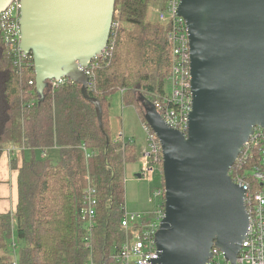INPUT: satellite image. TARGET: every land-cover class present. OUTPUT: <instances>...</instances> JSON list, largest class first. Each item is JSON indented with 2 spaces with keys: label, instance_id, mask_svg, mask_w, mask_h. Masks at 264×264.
I'll return each mask as SVG.
<instances>
[{
  "label": "water",
  "instance_id": "1",
  "mask_svg": "<svg viewBox=\"0 0 264 264\" xmlns=\"http://www.w3.org/2000/svg\"><path fill=\"white\" fill-rule=\"evenodd\" d=\"M11 1L0 0V14ZM114 2L21 0L19 48L32 56L40 95L47 80L63 77L85 95L81 68L105 49ZM177 14L189 40L186 134L144 102L162 150L164 217L154 263L208 264L215 247L234 264L248 215L245 191L229 170L253 128L264 129V0H180Z\"/></svg>",
  "mask_w": 264,
  "mask_h": 264
},
{
  "label": "trees",
  "instance_id": "2",
  "mask_svg": "<svg viewBox=\"0 0 264 264\" xmlns=\"http://www.w3.org/2000/svg\"><path fill=\"white\" fill-rule=\"evenodd\" d=\"M165 2L115 0L107 45L88 63L85 95L68 78L56 86L46 81L40 95L31 54L18 62L0 40V157L11 147L32 153L20 160L10 156L17 202L12 213H0V264L111 263L125 238L124 169L137 154L133 140L111 137L109 97L120 92L148 126L141 105L165 91L170 69L167 25L150 18L148 8L163 9ZM52 147L58 149L55 162L34 156ZM160 169L164 193L162 163ZM87 188L95 195L89 226L82 215Z\"/></svg>",
  "mask_w": 264,
  "mask_h": 264
},
{
  "label": "built area",
  "instance_id": "3",
  "mask_svg": "<svg viewBox=\"0 0 264 264\" xmlns=\"http://www.w3.org/2000/svg\"><path fill=\"white\" fill-rule=\"evenodd\" d=\"M180 0H166L164 8L157 12L159 22L167 25L165 38L170 46V69L166 77L165 91L153 94L152 104L165 123L170 127L186 133L188 116L191 110L190 91V56L188 32L184 19L177 14ZM20 8L21 0H12L0 14V40L5 48L14 53L21 62L25 54L20 50ZM92 64L81 68L90 74ZM66 78V77H63ZM47 80L56 86L63 79ZM33 81H30V84ZM146 131V148L139 157L141 167L139 177L152 180L155 171L161 175V145L148 127ZM120 134L118 138H120ZM86 156H89L87 153ZM248 162L249 167L244 168ZM237 167L232 180L244 191V202L248 215V225L240 244L234 264H264V129L256 127L248 141L241 149L235 162ZM154 198H158L155 208L147 218L145 214L129 213L124 205L120 220L125 232V239L119 248L114 250L110 264H158L159 251L155 243L156 232L164 217L163 192L156 185L153 188ZM82 215L89 226L95 215L94 190L87 188L83 195ZM208 264H231L223 252L213 247ZM220 259L222 261H220ZM92 264V263H91Z\"/></svg>",
  "mask_w": 264,
  "mask_h": 264
},
{
  "label": "rangeland",
  "instance_id": "4",
  "mask_svg": "<svg viewBox=\"0 0 264 264\" xmlns=\"http://www.w3.org/2000/svg\"><path fill=\"white\" fill-rule=\"evenodd\" d=\"M151 5L148 8V14L153 20H157V12L160 10ZM117 13V12H116ZM28 55V54H27ZM110 101V118L112 133L122 131L128 138H132L136 146V161L129 163L124 171V190H125V208L129 213L145 214L147 218L153 217L149 215L155 208L158 198L153 196V188L160 182V173L156 170L152 180L138 177L141 163L139 157L144 150V141L146 138L145 127L138 115V112L133 105L124 104L120 92H116L109 97ZM145 108V103L141 105ZM116 133V134H117ZM116 142H121L123 138H114ZM9 152V151H8ZM11 153V152H9ZM12 156V153L10 154ZM32 153L25 152V158H30ZM36 158L48 157L55 162L58 159V149L56 147L48 148L47 151H34ZM164 204V193H163ZM125 239V238H124ZM220 261H222L220 259Z\"/></svg>",
  "mask_w": 264,
  "mask_h": 264
},
{
  "label": "crops",
  "instance_id": "5",
  "mask_svg": "<svg viewBox=\"0 0 264 264\" xmlns=\"http://www.w3.org/2000/svg\"><path fill=\"white\" fill-rule=\"evenodd\" d=\"M111 120L112 118H110V129H111ZM116 133H112L111 130L112 139L117 138L118 135L120 134L121 138H123L124 140H128V139L133 140L132 138H128V136H126L122 131L118 132L117 134ZM145 148H146V143L144 141V149ZM8 150L12 151L11 152L12 156L16 157L17 160H20V158L23 156L25 157V152L28 151V150H24L22 153L20 152L19 149H16L15 147H11ZM8 150L4 152L0 157V213H5V212L12 213L15 210V206L17 202V187H16L17 172L16 169H14V167H11L9 164L11 153H9ZM47 150L48 149H46L45 151ZM127 165L128 164L125 165V169Z\"/></svg>",
  "mask_w": 264,
  "mask_h": 264
},
{
  "label": "bare ground",
  "instance_id": "6",
  "mask_svg": "<svg viewBox=\"0 0 264 264\" xmlns=\"http://www.w3.org/2000/svg\"><path fill=\"white\" fill-rule=\"evenodd\" d=\"M158 20V19H157ZM188 32V31H187ZM103 52V51H102ZM189 56H190V54H189ZM88 66V65H87ZM88 76V75H87ZM191 78V77H190ZM191 87V86H190ZM191 91V90H190ZM192 97V96H191ZM152 104V103H151ZM153 105V104H152ZM156 113L161 117V115L156 111ZM162 118V117H161ZM148 125V124H147ZM144 127H146V126H144ZM149 129H151L150 127H149V125L147 126ZM256 127H258V126H256ZM256 127H254V128H256ZM254 128H253V130H254ZM174 129V128H173ZM177 130V129H176ZM179 131V130H178ZM153 132V131H152ZM187 132V131H186ZM253 133V132H252ZM186 134V133H185ZM9 152H12L11 150H8ZM237 158H238V156H237ZM138 176V175H137Z\"/></svg>",
  "mask_w": 264,
  "mask_h": 264
}]
</instances>
